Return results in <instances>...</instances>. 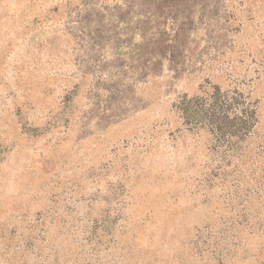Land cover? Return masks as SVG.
Here are the masks:
<instances>
[{"label": "rangeland", "instance_id": "374dc122", "mask_svg": "<svg viewBox=\"0 0 264 264\" xmlns=\"http://www.w3.org/2000/svg\"><path fill=\"white\" fill-rule=\"evenodd\" d=\"M0 264H264V0H0Z\"/></svg>", "mask_w": 264, "mask_h": 264}, {"label": "trees", "instance_id": "16d2710c", "mask_svg": "<svg viewBox=\"0 0 264 264\" xmlns=\"http://www.w3.org/2000/svg\"><path fill=\"white\" fill-rule=\"evenodd\" d=\"M179 111L186 121L206 123L213 128L228 121L231 133L237 137H242L249 130L255 115L254 108L249 103L245 104L239 93L230 94L219 87H214L206 95L184 96L179 102Z\"/></svg>", "mask_w": 264, "mask_h": 264}]
</instances>
